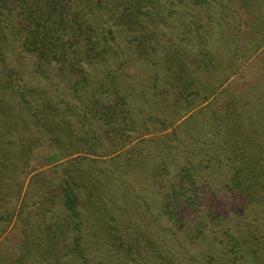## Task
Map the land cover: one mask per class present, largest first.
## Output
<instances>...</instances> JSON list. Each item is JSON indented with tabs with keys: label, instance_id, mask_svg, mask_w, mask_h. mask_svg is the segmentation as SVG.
Segmentation results:
<instances>
[{
	"label": "trees",
	"instance_id": "trees-1",
	"mask_svg": "<svg viewBox=\"0 0 264 264\" xmlns=\"http://www.w3.org/2000/svg\"><path fill=\"white\" fill-rule=\"evenodd\" d=\"M0 264H264V0H0Z\"/></svg>",
	"mask_w": 264,
	"mask_h": 264
},
{
	"label": "rangeland",
	"instance_id": "rangeland-1",
	"mask_svg": "<svg viewBox=\"0 0 264 264\" xmlns=\"http://www.w3.org/2000/svg\"><path fill=\"white\" fill-rule=\"evenodd\" d=\"M260 55H262V53H260ZM245 67H248V71H247V74H248V76H249V78H251L252 77V75L254 74V73H257V70L259 69V65H258V61L256 62V60H253V58L245 65ZM236 79H242V78H239V77H237ZM48 165H45V164H41L40 162H38V161H36V160H34V161H32V171H38V170H47L48 169ZM34 171V172H35ZM160 222H162V221H160ZM8 233V231L5 233V234H7ZM8 236H10L11 238H14V239H16L17 238V233H13V235L12 234H10V233H8Z\"/></svg>",
	"mask_w": 264,
	"mask_h": 264
}]
</instances>
